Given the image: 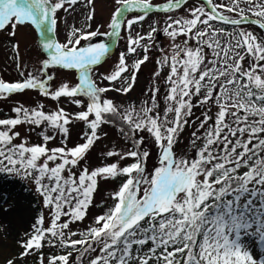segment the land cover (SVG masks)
Wrapping results in <instances>:
<instances>
[{"label":"snow or ice","instance_id":"1","mask_svg":"<svg viewBox=\"0 0 264 264\" xmlns=\"http://www.w3.org/2000/svg\"><path fill=\"white\" fill-rule=\"evenodd\" d=\"M78 2L0 0V31L10 27L8 34L15 36L18 26L30 25L47 54L39 68L26 76L20 71L23 80L0 79V99L37 90L53 101L65 97L84 109L70 114L60 107L46 112L43 104H20L12 109L14 118L0 119V174L30 180L50 210V224L45 227V216L38 215L31 233L19 241L23 249L20 258L47 244L64 250L48 257L47 264H73L74 253H78L76 264H83L86 254L87 264H264V36L243 27L255 25L264 31V0H202L185 7L186 15L172 13L188 5V0L162 4L114 0L117 7L104 32L100 31L104 25L87 30L95 11L93 0H87L84 27L73 26L66 41L59 42L54 38L57 14L74 11ZM153 12L167 14L160 31L170 45L158 48L161 55L146 98L121 105L106 94L127 96L132 91L158 31L156 21L146 34L134 32L133 26L141 25ZM128 14L133 15L128 18ZM98 37L107 42H95ZM119 39H126L127 47L113 71L95 75L94 68ZM138 50H142V58L129 63L127 58ZM12 51L18 60L19 45L13 44ZM55 67L74 70L78 82H63L53 91L50 82L55 77L49 69ZM165 68L167 87L161 107L156 81ZM194 98H198L195 103ZM212 106L217 109L214 115L210 114ZM199 107L205 110L203 119L196 117L200 122L191 134L195 155L177 156L174 144L189 124L193 109ZM73 120L83 121L90 132H84L83 143L68 147L67 126ZM117 122L130 147L107 151L104 155L117 157L116 162L91 171L84 166L77 175L73 169L100 139L98 129ZM22 124L35 126L29 131L45 125L38 133L42 142L30 143L14 131ZM144 132L158 150L157 163L150 171V151L142 148L145 137L138 138ZM57 135L63 137L62 146L49 148ZM18 139L19 143H14ZM129 158L134 162L120 165ZM117 177L126 179L110 194L109 207L85 229L72 230L70 225L85 220L98 178ZM62 218L66 219L61 222ZM244 237L256 238L259 259L254 258ZM40 264H45L42 254Z\"/></svg>","mask_w":264,"mask_h":264},{"label":"rangeland","instance_id":"2","mask_svg":"<svg viewBox=\"0 0 264 264\" xmlns=\"http://www.w3.org/2000/svg\"><path fill=\"white\" fill-rule=\"evenodd\" d=\"M87 0H80L77 5L74 6V11L70 9V13H64L63 10L58 12V26L57 31L55 32L57 40L59 42H65L67 35L73 26L83 28L86 23V13L89 9L85 8L84 5ZM166 0H153L154 4H162ZM215 2H224L227 3L228 0H215ZM201 3L198 0L188 1V5H185L176 13L172 15L185 14L184 8L192 5H198ZM244 6V5H242ZM117 6L114 3V0H93L91 8L94 11L93 20L90 22L92 27L87 29L89 31L95 30L97 25H104L100 28L101 32L107 31V23L110 20L112 13L114 12ZM133 14H128V18H131ZM167 18V14L163 13H150L144 21L141 22V25H134V32L139 31L142 34H146L149 31V25L156 21L158 31L154 34V43L153 46L149 49L148 56L149 60L143 64L137 73L136 83L132 91L127 95H122L117 92H109L106 95L112 98L116 103L121 105H127L131 102H137L144 100L145 93L148 88L152 86L153 83V73L157 70V59L161 55L158 51V48L167 49L170 45V40L162 34V29L164 27V21ZM220 26V25H217ZM226 29H231V27L223 26ZM244 28L251 30L254 34L258 36H264L260 30H258L253 25H244ZM10 27L6 28L3 32L0 33V79H3L5 82H16L24 79L20 75V71H24L25 76L28 71H32L34 68L40 67V62L47 58V54L42 51L40 46L41 41L38 32L30 25L18 26L16 29L15 36H10L8 32ZM127 33L122 32V37H126ZM184 39L180 37L179 40ZM107 42L105 38L98 37L95 42ZM84 42L82 41V44ZM148 43V41H144ZM19 45V59L17 60L15 53L12 51V45ZM127 41L126 39H119L115 45H111L109 55L105 60L98 66L94 68V74H109L113 71L116 63L118 62L119 54L122 51H126ZM142 50H138V53L134 56L128 57V62L131 63L133 59L142 58ZM20 64L18 69L17 64ZM245 66H247V59L245 60ZM168 69L165 68L161 76L157 78V84L160 87L161 91L158 94V98L163 107V96L166 94L165 89L166 85L163 82L164 76L167 74ZM49 73L54 75V80L51 81L52 90L54 91L60 84L63 82H69L75 84L78 82L77 73L73 70L59 69L58 67L49 69ZM124 75H130V73H125ZM119 82H116L118 86ZM104 86H108V82H104ZM150 95V93H149ZM76 99H83L77 97ZM196 99L194 98L193 103ZM87 102L85 101V104ZM23 104L25 107H36L38 104H43L44 110L46 112L55 110L56 108H64L70 114L80 112L84 109L77 108L74 104L69 102L68 98L61 97L59 101H53L49 97L41 96L37 90H25L23 93H16L10 96H7L4 99H0V119L14 118L15 113L12 109L16 106ZM205 110L204 107L194 108L193 116L189 117V124L186 125L183 131L179 134L176 143L174 144L173 151L180 155H186L189 158L195 155V149L191 145L192 132L196 130V127L199 124V120L196 117L203 119L201 113ZM217 111L215 106H212L213 114ZM192 121H195L193 123ZM212 123V121H209ZM35 126L22 124L17 126L14 131H18L21 134V137L27 138L30 143H41V138L38 135L42 130H44L45 125H41L40 128H35L34 131H29L30 128ZM69 133L67 138L68 147H73L77 144L84 142L81 137L87 129L83 121L73 120L68 126ZM207 127V125L205 126ZM119 122L114 124H104L98 129V139L93 147L86 154L84 160L80 161V164L77 168L73 169L79 175L80 169L84 166H87L89 170L96 167L103 166L104 164H109L116 162L117 157L108 158L104 154L112 149L116 150H127L130 147V142L125 140L124 136L120 132ZM203 129H201V132ZM48 134L51 135V130L48 131ZM199 134V133H198ZM139 136L145 137V142L142 145V148H145L150 151V157L148 160L147 168L150 171L153 166L157 163V153L158 150L155 146L154 140L146 132L139 133ZM63 137L57 135L56 139L50 141L48 144L49 148L62 146L60 141ZM14 143H19V139L14 141ZM200 143L199 141L197 142ZM134 162L131 158L124 161H120L121 166H125ZM246 171V169H241V172ZM8 178H0V264H8L9 260H13V264H35L37 252L33 251L32 254L28 257L20 258V253L23 249L20 247L19 241L26 239L25 233H31L32 225L25 231H19V235H14L11 231L12 224L16 222V214H24V209H28L33 217V223L35 222L38 215L43 214L45 216V227L50 224V210L45 208L43 205V198L35 191V185L30 180H23L19 177H14L6 175ZM117 189V184L115 179H103L98 178L97 189L93 196L92 205L88 209L87 216L83 222H77L76 224L70 225L72 230H82L85 229L96 217L97 215L103 214V212L109 207L112 203L110 199V194ZM63 219L66 218H62ZM11 224V225H9ZM244 241L249 245L253 256L255 259H259L261 253L259 251V246L257 244L256 238L253 237H244ZM150 247V245L145 246ZM60 251V248L47 249L46 252L54 253ZM40 252H45L42 248ZM61 252V251H60ZM95 255V254H90ZM44 256V255H43ZM77 254H73V264H76L75 257ZM89 254H86L83 264H87ZM46 261V259H44ZM46 264V263H45Z\"/></svg>","mask_w":264,"mask_h":264},{"label":"bare ground","instance_id":"3","mask_svg":"<svg viewBox=\"0 0 264 264\" xmlns=\"http://www.w3.org/2000/svg\"><path fill=\"white\" fill-rule=\"evenodd\" d=\"M25 213L24 214H16L15 216V224L10 227L11 231L14 235H19V231L21 230L22 232L27 230L30 225L33 224V217L31 213L29 212L28 209H24ZM11 225V224H9Z\"/></svg>","mask_w":264,"mask_h":264},{"label":"trees","instance_id":"4","mask_svg":"<svg viewBox=\"0 0 264 264\" xmlns=\"http://www.w3.org/2000/svg\"><path fill=\"white\" fill-rule=\"evenodd\" d=\"M123 178H124V177H122V178H120V177L115 178V181L118 182V185H120V183L122 182ZM48 247H49V246H47V244H45V247H44L45 252H42V255H44L43 257H44V259H46V260H48V257H50L51 255H58V254H59L58 251H57L58 253H52V254L49 253V252H46V250L48 249ZM78 247H79V246H78ZM75 254L78 255V253H75ZM40 256H41V255L38 256L37 261H36L35 264H40Z\"/></svg>","mask_w":264,"mask_h":264},{"label":"water","instance_id":"5","mask_svg":"<svg viewBox=\"0 0 264 264\" xmlns=\"http://www.w3.org/2000/svg\"><path fill=\"white\" fill-rule=\"evenodd\" d=\"M189 1V0H188ZM202 1V0H201ZM262 31V30H261ZM263 32V34H264V31H262ZM54 38H55V36H54Z\"/></svg>","mask_w":264,"mask_h":264}]
</instances>
